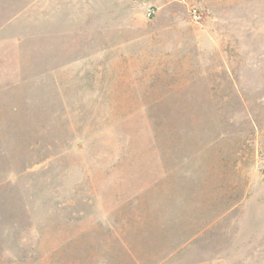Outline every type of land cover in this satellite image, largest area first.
I'll use <instances>...</instances> for the list:
<instances>
[{"label":"rangeland","instance_id":"obj_1","mask_svg":"<svg viewBox=\"0 0 264 264\" xmlns=\"http://www.w3.org/2000/svg\"><path fill=\"white\" fill-rule=\"evenodd\" d=\"M0 264H264V0H0Z\"/></svg>","mask_w":264,"mask_h":264},{"label":"built area","instance_id":"obj_2","mask_svg":"<svg viewBox=\"0 0 264 264\" xmlns=\"http://www.w3.org/2000/svg\"><path fill=\"white\" fill-rule=\"evenodd\" d=\"M152 12H153V9L150 8V9H148L147 14H148V15H151ZM191 13H192V17H193L195 20L199 19L200 15H199L198 11H197L195 8H193V9L191 10Z\"/></svg>","mask_w":264,"mask_h":264}]
</instances>
